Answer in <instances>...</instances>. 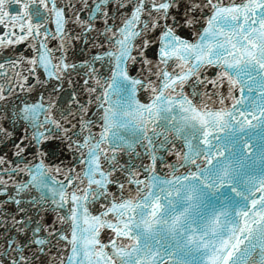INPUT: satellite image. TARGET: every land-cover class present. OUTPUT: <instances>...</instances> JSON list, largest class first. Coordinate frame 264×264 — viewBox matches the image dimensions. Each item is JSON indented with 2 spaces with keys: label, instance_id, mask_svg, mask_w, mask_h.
I'll use <instances>...</instances> for the list:
<instances>
[{
  "label": "snow or ice",
  "instance_id": "1",
  "mask_svg": "<svg viewBox=\"0 0 264 264\" xmlns=\"http://www.w3.org/2000/svg\"><path fill=\"white\" fill-rule=\"evenodd\" d=\"M0 30L33 52L5 105L77 68L87 94L0 115V264H264V0H0Z\"/></svg>",
  "mask_w": 264,
  "mask_h": 264
},
{
  "label": "water",
  "instance_id": "2",
  "mask_svg": "<svg viewBox=\"0 0 264 264\" xmlns=\"http://www.w3.org/2000/svg\"><path fill=\"white\" fill-rule=\"evenodd\" d=\"M75 2V0H74ZM89 3H91V0H89ZM79 6V5H77ZM86 15L85 12H81V17L83 18ZM110 15H114L117 18L115 19V23H119V18H118V14L115 13V9H112L110 12ZM109 23L112 24L113 20H109ZM96 24L98 27H102V21L97 20ZM68 27L70 29H72L73 31H78V28L75 25H68ZM2 30H0V35H2ZM93 35H95V33H93ZM57 44V41L55 40H51L48 42V46L55 48ZM98 49L96 48H87L85 47V44L83 41H73L72 43V47L69 50V54H68V59L70 62L73 63H77L79 61H82L84 59H87L90 55L95 54V52H97ZM156 51V46L153 45L151 49L147 50V54L155 59L156 57L153 55V53ZM13 52L16 53V55H23V56H31L33 54L32 50L30 49V47L28 46L27 43L24 44H19V45H15L14 47L10 48V49H0V63L4 62L6 59H12L13 57ZM59 52H55V55H59ZM83 72L84 69L82 68H77L76 73H73L71 75V80L72 83L69 84L67 82V79H65L63 82H57L54 80H50L49 83L47 84H41L38 87H36L33 91H20L19 88L15 89L13 92V95L8 96V101L9 103L7 105H5V103L3 101H0V115L7 113L8 115H11V112L14 110L13 109V105H18L20 101H25V102H36L38 100H40L41 95H43L44 100L42 102L46 103L47 102V98L49 97L50 94H52V90L53 87H55L58 83H59V95L57 97V99L60 101L61 106H63L64 101L67 99L68 95L72 92V91H76L78 96L77 98L80 99L82 102L84 100L87 99V94L84 93L83 89L85 87L84 85V76H83ZM5 73L7 75H5ZM14 70L9 66V65H5V69L0 70V86H2L3 88H9L10 84H9V80L11 79L13 82H15V77H14ZM27 74V73H25ZM135 74V73H133ZM214 72L213 70L209 69L208 75L211 76L213 75ZM37 75H39L41 77V79H47V77H45L42 74V70H38L37 71ZM34 80L33 77L29 76V80L28 83H32ZM23 82V81H21ZM91 86V81H89V85ZM209 87H211L209 85ZM99 91V90H98ZM143 95L141 94V99H143ZM93 111H95L94 106L90 109L89 113H88V117L90 119H95V117H93L92 113ZM0 123H3L6 127L9 128L10 131H13V139L15 140L18 137H24L26 135L25 133V126L24 123L22 121H16L15 122V128L13 130L12 127V121L8 120L5 121L3 119H0ZM73 123H77V121H73ZM65 127H68V125H65ZM77 129H73V131H76ZM31 131V129H29V132ZM94 131H98V128H94ZM58 134V133H57ZM25 143H27V141H24ZM50 146L52 144H59V141H50L49 142ZM12 145L11 143H9L6 147L2 144H0V154H4L7 156V158L12 159L13 161H16V157H14L12 155ZM58 159H52L51 157H49L46 162H50L52 164H59L61 161L63 162V164L65 166H69L70 162L73 161V155L70 151L67 150H60L58 153ZM30 159V157H29ZM19 178V177H18ZM52 216L49 213L48 215L44 216V220L45 222H51ZM103 236V233H102Z\"/></svg>",
  "mask_w": 264,
  "mask_h": 264
}]
</instances>
